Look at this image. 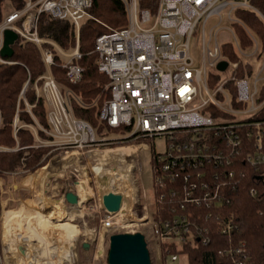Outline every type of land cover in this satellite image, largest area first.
I'll use <instances>...</instances> for the list:
<instances>
[{
    "label": "built area",
    "instance_id": "built-area-1",
    "mask_svg": "<svg viewBox=\"0 0 264 264\" xmlns=\"http://www.w3.org/2000/svg\"><path fill=\"white\" fill-rule=\"evenodd\" d=\"M123 1L128 23L99 34L94 49L99 70L109 76L106 89L110 97L104 101L99 118L111 127H124L125 131L99 136L93 124L76 116L72 102L80 101L79 97L73 89L61 85L51 68L57 52L68 80L81 81L85 68L78 62L82 57L79 42L73 50L66 51L38 32L42 12L71 19L79 30L83 20L93 17L88 11L93 0H26L23 8L13 9L0 19V62H14L1 54L8 28L15 30L19 39L37 44L46 72L35 83V98H45L50 127L41 126L32 112L35 103L26 101L35 123L20 122L18 108L12 126L17 143L0 144V151L21 148L17 138L21 127L34 131L35 146H49L50 153L57 151L53 159L70 152L89 154L116 140L133 142L164 136L165 150L153 149L152 153L154 208L139 189L142 195L132 205L138 207L140 217L133 212V206L125 211L123 206L116 213L106 211L100 227V232L113 228H118V232H136L140 230L131 227L146 226L154 235L156 247L151 244V248L154 253L159 251L160 264H164L163 244L167 251L173 241L181 248L193 234L204 243L209 241L207 227L187 213L189 207H203L205 219L214 218L228 237L238 230L235 214L225 213L222 208L231 202L232 192L246 174L238 169L240 157L252 166L254 180L260 185L251 187L250 193L264 198V44L259 34L237 15L240 10L252 11L264 23V0H258L262 5L255 0H157L153 8L143 6L144 0ZM210 20L215 22L209 24ZM237 25L243 28L251 44L243 46ZM222 30H229L235 43L220 41L218 33ZM196 34L201 36L198 61L190 49ZM229 44L240 60L230 59L225 53L224 47ZM222 60L228 62L225 69L219 68ZM241 66L244 74L238 75ZM227 70L230 73L226 76ZM27 85L20 96L25 97ZM139 143L141 148L152 147L146 141ZM237 174L239 179H235ZM26 175L20 171L0 172L2 205L4 197L7 201L19 190V178L24 183ZM159 194L177 199L173 210L182 211L181 215L158 220ZM245 244L241 241L229 245L220 254L230 259L227 264H247ZM178 255L168 252L167 256L173 262Z\"/></svg>",
    "mask_w": 264,
    "mask_h": 264
},
{
    "label": "trees",
    "instance_id": "trees-1",
    "mask_svg": "<svg viewBox=\"0 0 264 264\" xmlns=\"http://www.w3.org/2000/svg\"><path fill=\"white\" fill-rule=\"evenodd\" d=\"M4 0H0V6ZM13 9L23 8L26 0H10ZM157 0H144L143 6L153 8ZM256 4L262 5V1L255 0ZM264 7V6H263ZM93 17L86 18L81 23L80 29L71 19H59L47 12H42L38 20L39 35L52 39L66 51L73 50L79 42V49L82 57L78 62L84 66V74L81 81L71 83L66 75V70L62 66V57L56 52L55 63L52 66L53 73L57 80L65 87H70L79 97L80 101L73 99V108L76 116L88 120L96 129L99 136L118 135L125 131L124 127H111L106 122L101 121L99 113L106 99L110 97V91L106 89L109 76L99 70L97 65L98 53L95 51V38L99 34L108 31L110 28L123 27L128 23V16L123 0H93V5L88 10ZM237 15L244 19L245 23L254 29L261 37L264 44V23L257 18L252 11L240 10ZM1 19V18H0ZM239 36L243 46L251 44V39L237 25ZM79 39V41H78ZM52 47V45L46 44ZM12 56H5L13 63L0 62V144L15 146L17 140L14 136L13 123L19 108L20 122L35 123L33 116L27 111L26 101L35 103L32 112L41 126L49 128L47 118V106L44 97H36L35 83L39 77L46 72L45 64L42 60L37 44L31 40L19 39L14 45ZM225 53L233 60H240L235 54L231 44L224 47ZM248 69L252 67L249 64ZM244 74V67L238 70V75ZM27 85L25 97L20 96L22 89ZM211 85L214 83L210 82ZM43 134L42 130H39ZM46 137V136H45ZM20 149L15 151H0V172L20 171L24 174L32 173L46 164V162L57 153L51 151L49 146H35L36 137L34 131L28 127H21L17 132ZM144 139L133 142H121L118 140L110 142L108 147L139 143ZM237 162V161H236ZM245 171V176L239 180L238 187L232 192L231 202L225 208L226 213H234L239 223L238 230L232 237H228L220 231L218 223L214 218L205 219L203 207H189L187 213L198 222L207 227L206 235L209 241L204 243L199 240L196 234L187 238L181 248L175 241L169 243L168 251L163 244V260L167 264L168 252L187 254L188 264H227L230 259L222 256L220 250L229 245H238L241 241L246 242L248 249L247 264H264V198L253 196L250 188L258 186L253 177V168L250 164L244 163L240 157L238 169ZM238 172L237 164L235 165ZM235 175V179H239ZM158 196L157 219L181 215L180 210H173V205L177 202L172 196ZM3 205L0 194V254L3 248L2 229H3ZM197 231L196 228H193ZM202 232L204 230L201 228ZM149 247L151 242L148 240ZM167 245V246H168ZM83 248L86 247L82 244ZM151 248V256L154 264L157 263L155 254ZM1 257V256H0Z\"/></svg>",
    "mask_w": 264,
    "mask_h": 264
},
{
    "label": "rangeland",
    "instance_id": "rangeland-1",
    "mask_svg": "<svg viewBox=\"0 0 264 264\" xmlns=\"http://www.w3.org/2000/svg\"><path fill=\"white\" fill-rule=\"evenodd\" d=\"M12 10L13 4L11 1L4 0L0 6V18L2 19ZM214 22L215 21L210 20L209 24ZM218 38L220 41L235 43V37L229 30L219 31ZM190 49L192 55L197 58L198 61L201 49V36L197 34L193 36ZM229 73L230 70H227L225 75L227 76ZM143 141L150 143L152 147L147 148L145 146L140 150L141 166H139L137 174L140 178L139 181H141L142 188L140 186L139 189L146 193L145 195H147V201L150 207L154 208L153 205L156 204V188L153 178V164H151L152 153L153 149H155L156 152H163L165 150L164 148H166V140L164 136H156L154 138L144 139ZM108 144L106 143L103 147L101 146L100 149L109 148ZM122 146L126 145H119L118 147ZM92 148L93 147H90L89 149ZM125 150L127 149H123V151ZM93 151H89V154L86 152H70L67 155H60V157H63L61 160L58 158L53 159L52 156L38 173L34 175L33 172L23 176L24 183H22V177H20L21 179L19 178V184H21L19 190L14 191V196L12 195L10 200L4 201V214L7 208L11 210L23 207L24 211L18 214L14 212V225H12L13 227L9 232L11 241H5L3 239L0 264L30 263V261H32V255L40 259V261L38 260L40 262L39 264H108L107 250L109 247V237L112 233L118 232V228H113L111 231L107 230L105 232V229H103L102 232L105 233V238H102L103 235H101L100 238L96 237L99 233V229L96 232L95 228L99 226L98 224H101V220L106 213L102 203V192L117 189L119 192L127 193L126 196L128 198L125 201L126 205L129 206L131 205V197L132 200H134L133 195L139 191V185L135 180L137 179L135 172H130V170L123 165L124 161L122 160L118 162L120 163L122 161V164L118 165V182L120 181L119 178H122V176V179L128 177V182H124L121 186L113 182L111 174H108V170H110L109 167L111 166L105 165L108 169L105 170V166H103L104 169L101 172H95L93 168L94 165L97 163H108L110 160L107 159V156L96 157ZM57 162H62L61 166H64L63 170H58L60 168L57 167ZM69 190H73L84 196L80 197L81 199L78 204H72L67 200L66 194ZM134 202L135 200L132 201V204ZM131 206L134 207L133 212L136 213L137 217H140L139 209H137L138 207H136V205ZM44 218L52 219L53 222L64 219L72 222V224L77 227L73 240L68 241L64 234L65 232L59 233V231H53L54 233H52L50 230L41 228V225H44ZM39 220L40 223L38 222ZM39 225L40 228H38ZM131 228L146 231L147 239L151 242L153 247H156L154 235L146 226L138 225ZM41 229L43 232H41ZM85 230L86 235L83 234ZM44 232L48 233L45 234ZM49 233H52V235ZM82 242H88L90 245L84 249L82 246L84 243ZM50 248H53L54 251ZM63 249L72 253L71 260H67L64 256H61V254H64ZM24 251H28V255L25 257L23 256L25 254L23 253ZM96 251H100L98 256H96ZM154 254H158L157 260L159 263V251L156 250ZM34 260L35 259H33V261ZM167 264H188L187 254L180 253L178 259L173 262L170 257H168Z\"/></svg>",
    "mask_w": 264,
    "mask_h": 264
},
{
    "label": "water",
    "instance_id": "water-1",
    "mask_svg": "<svg viewBox=\"0 0 264 264\" xmlns=\"http://www.w3.org/2000/svg\"><path fill=\"white\" fill-rule=\"evenodd\" d=\"M19 40L18 33L13 29H6L4 33V44L1 49L3 56H12L14 53L13 45ZM228 62L222 60L219 63L220 69H225ZM67 200L72 204L80 202V195L69 190L66 194ZM128 197L118 191L107 190L102 192V203L106 211L116 213L123 206ZM90 243L85 242L88 247ZM108 264H154L152 261L151 250L147 236L143 231L136 232H115L109 238L107 250Z\"/></svg>",
    "mask_w": 264,
    "mask_h": 264
},
{
    "label": "bare ground",
    "instance_id": "bare-ground-1",
    "mask_svg": "<svg viewBox=\"0 0 264 264\" xmlns=\"http://www.w3.org/2000/svg\"><path fill=\"white\" fill-rule=\"evenodd\" d=\"M123 149H127V150H125V151H123ZM94 154H95V156L97 157V156H107V159H118V162L120 161V160H122V161H124V160H130V162L132 163V164H134V163H136V162H138L139 161V158H138V155L135 153L136 152V147H134V146H129V145H126V146H122V147H118V148H102V149H100V148H98V149H95L94 151ZM137 155V156H136ZM136 157V158H135ZM111 160V161H112ZM53 161V160H52ZM108 162V161H107ZM117 162V161H116ZM62 163V162H61ZM109 163V162H108ZM108 163H97L96 165H94L93 166V168H94V170H95V172L97 171V172H101L103 169H104V167L103 166H107V164ZM54 164V163H53ZM50 165H52V164H50ZM105 166V170L106 169H108L107 167ZM135 166V165H134ZM132 167V166H131ZM92 168V169H93ZM133 168V167H132ZM131 168V169H132ZM110 170H108V173H110V174H113L112 176H113V182H115L116 184H119L120 186H121V184H123L124 182H128V177H125L124 179H122L123 178V176H122V178H119V182H118V175H115V170H113V169H111V168H109ZM114 169H116V168H114ZM118 170V169H117ZM39 172V170L37 169V171L36 172H34V175L36 174V173H38ZM127 172V171H126ZM86 173V172H85ZM128 174V173H127ZM113 186V185H112ZM79 194V193H78ZM125 194H127V193H125ZM80 195V194H79ZM81 197H84V196H82V195H80ZM81 199V198H80ZM52 206V205H51ZM128 208V206L125 204L124 205V207H123V210L125 211V210H128L127 209ZM24 210H23V207H20V208H18V209H8L7 208V210L5 211V214H4V221H3V223H4V234H3V238H4V240L5 241H11V238H10V235H9V232L11 231V229H12V225H14V217H15V215H14V212H16L17 214L18 213H20V212H23ZM45 219V220H44ZM43 219V222H44V225H41V228H43L44 230H50L52 233H54L55 231H59V233H63V232H65L64 234H65V236H66V239L68 240V241H72L73 240V238H74V234H75V232L77 231V227L74 225V224H72V222H70V221H67V219H64V220H58V221H54L53 222V220L52 219H49V218H44ZM38 220V219H37ZM35 221V220H34ZM37 222V221H36ZM39 223H40V220L38 221ZM42 222V221H41ZM33 225H36V224H33ZM38 226V225H37ZM32 228V227H31ZM38 228H40V225H39V227ZM36 231V230H35ZM54 231V232H53ZM41 232H43L42 231V229H41ZM45 233V232H44ZM48 233V232H47ZM47 233H45V234H47ZM52 233L50 234V235H52ZM42 234V233H41ZM35 235V234H34ZM33 235V236H34ZM44 235V234H43ZM32 237V236H31ZM54 237H55V235H54ZM35 238H36V236H35ZM56 238V237H55ZM43 239H45V238H43ZM50 244H52V243H50ZM49 247H50V245H49ZM13 248V247H12ZM7 249V248H6ZM51 249V248H50ZM52 251H54L53 250V248L51 249ZM50 250V251H51ZM71 250V249H70ZM59 251V250H58ZM63 252H64V254H61V256L63 257H65L67 260H71V257H72V253L69 251L68 252V250H64L63 249ZM23 253H25L23 256L25 257L26 255H28V251L26 252V251H24ZM30 253V252H29ZM31 254V253H30ZM22 255V254H21ZM53 255H54V253H53ZM55 255H56V253H55ZM60 256V257H61ZM32 257V261H30V263H26V264H39L40 262V259H38V258H36L35 257V255H32L31 256ZM55 257H57V256H55ZM33 259H35L34 261H33ZM39 260V261H38ZM55 260V259H54ZM57 260V259H56ZM16 261V260H15ZM53 261V260H52ZM70 264V263H69Z\"/></svg>",
    "mask_w": 264,
    "mask_h": 264
},
{
    "label": "crops",
    "instance_id": "crops-1",
    "mask_svg": "<svg viewBox=\"0 0 264 264\" xmlns=\"http://www.w3.org/2000/svg\"><path fill=\"white\" fill-rule=\"evenodd\" d=\"M62 85V84H61ZM126 145H129V146H134V147H136V154L138 155V158H139V161L138 162H136V163H134V164H132L129 160H124V162H123V165H125V167L127 168V169H129L130 170V172H135V175H136V177H137V179H135L136 180V183L139 185L138 186V190H139V188H140V182L138 181V172H137V170H138V168H139V166H141V157H140V150L142 149L141 147H140V143L139 144H126ZM109 148H118V145L117 146H112V147H109ZM53 158V157H52ZM55 158H58L59 160H61V158H63V157H60V156H58V157H55ZM58 160V161H59ZM112 159H110V161H109V163L107 164V166H111V167H109V168H111V169H113V170H115L116 172H115V175H117L118 174V170L117 169H119L118 168V165L119 164H122V161L120 162V163H118V159H113L112 161H111ZM56 161H57V159H56ZM117 161V162H116ZM58 163V168H60V169H58V170H63V167L64 166H61V164L62 163H59V162H57ZM97 163V162H96ZM135 165V166H134ZM67 166V165H66ZM133 168H132V167ZM43 167V166H42ZM42 167H40V168H37L38 170H40ZM114 168H116V169H114ZM132 168V169H131ZM37 171V170H36ZM35 172V171H34ZM109 174V173H108ZM28 175V174H27ZM113 174H111V176H112ZM114 176V175H113ZM113 176H112V179H113ZM133 184V183H132ZM111 189V188H110ZM116 189V188H115ZM113 191H118L117 189L116 190H113ZM126 195V194H125ZM141 195H142V193H140V191H138L136 194H134L133 195V199L136 201V199H139L140 197H141ZM81 197V196H80ZM12 199V198H11ZM8 200H10V198L8 199ZM134 200H132V197H131V205H132V201H134ZM4 201H6V200H4ZM155 202H156V200H155ZM135 203V202H134ZM133 203V204H134ZM3 205H5V204H3ZM137 207V206H136ZM3 216H4V206H3ZM77 225V224H76ZM99 226H97L96 228H95V231L97 232V230L99 229V233H98V235L96 236L97 238H100L101 237V235H103L102 236V238H105L104 236H105V233H101L100 231H101V229H100V227H101V224H98ZM81 226V225H80ZM83 226V225H82ZM85 226V225H84ZM3 229H2V244H3V234H4V223H3ZM83 234H85L86 235V230L85 231H83ZM110 238V237H109ZM93 239V238H92ZM85 240H86V238H85ZM96 240V239H95ZM82 243H84V242H82ZM100 251H96V256H98V253H99ZM156 257V256H155ZM156 260H157V258H156ZM156 264H160V261H159V263H158V260H157V263Z\"/></svg>",
    "mask_w": 264,
    "mask_h": 264
}]
</instances>
